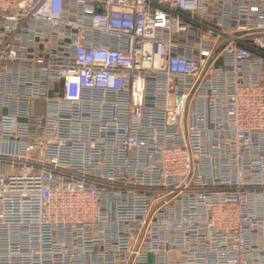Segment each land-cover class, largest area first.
Returning a JSON list of instances; mask_svg holds the SVG:
<instances>
[{
    "label": "built area",
    "instance_id": "built-area-1",
    "mask_svg": "<svg viewBox=\"0 0 264 264\" xmlns=\"http://www.w3.org/2000/svg\"><path fill=\"white\" fill-rule=\"evenodd\" d=\"M0 264H264V0H0Z\"/></svg>",
    "mask_w": 264,
    "mask_h": 264
},
{
    "label": "rangeland",
    "instance_id": "rangeland-1",
    "mask_svg": "<svg viewBox=\"0 0 264 264\" xmlns=\"http://www.w3.org/2000/svg\"><path fill=\"white\" fill-rule=\"evenodd\" d=\"M43 133V129H37L34 134H37V135H42Z\"/></svg>",
    "mask_w": 264,
    "mask_h": 264
}]
</instances>
